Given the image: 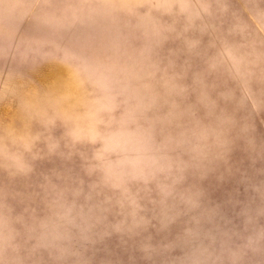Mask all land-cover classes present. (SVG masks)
I'll return each instance as SVG.
<instances>
[{"label": "rangeland", "instance_id": "374dc122", "mask_svg": "<svg viewBox=\"0 0 264 264\" xmlns=\"http://www.w3.org/2000/svg\"><path fill=\"white\" fill-rule=\"evenodd\" d=\"M0 264H264V0H0Z\"/></svg>", "mask_w": 264, "mask_h": 264}]
</instances>
